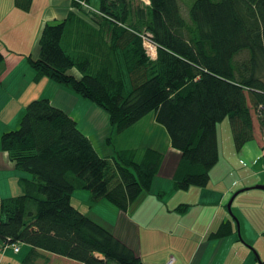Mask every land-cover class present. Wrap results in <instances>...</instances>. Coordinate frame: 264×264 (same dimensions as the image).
<instances>
[{
	"label": "trees",
	"instance_id": "trees-1",
	"mask_svg": "<svg viewBox=\"0 0 264 264\" xmlns=\"http://www.w3.org/2000/svg\"><path fill=\"white\" fill-rule=\"evenodd\" d=\"M148 1L99 0L94 11L81 5L87 0H74L97 27L73 13L45 23L38 57H27L33 81L45 77L103 109L116 135L152 113L180 153L174 188L205 187L218 160L217 123L228 118L236 149L253 139L254 120L264 136V0H193L185 14L179 0ZM31 2L14 0L26 11ZM147 34L154 57L143 44ZM0 146L30 175L18 179L21 194L0 199V241L30 246L20 264H143L71 196L86 190L91 204L105 199L123 215L150 190L163 152L125 148L102 157L48 98L29 101ZM233 224L235 218L222 221L208 238L231 234Z\"/></svg>",
	"mask_w": 264,
	"mask_h": 264
},
{
	"label": "crops",
	"instance_id": "crops-1",
	"mask_svg": "<svg viewBox=\"0 0 264 264\" xmlns=\"http://www.w3.org/2000/svg\"><path fill=\"white\" fill-rule=\"evenodd\" d=\"M73 1L32 0L30 9L26 11L16 7L14 0H0V51L4 57L0 63V135L10 129L14 130L17 124L19 126L20 117L29 101L36 98H48L54 106L64 110L77 122L79 129L89 138L97 153L102 157H111L115 150L125 148L149 147L160 150L164 154V161L153 178L151 186L156 193H159V196L168 189L170 196L167 204L163 203L162 207L157 208L158 212L152 213L151 219L150 217L146 219L143 215L146 204L143 202L146 201L144 197L138 200L135 206L138 217H134L131 213L132 204L123 215L116 208L117 222L111 223L105 218L113 224L116 236L136 249L143 264H167L171 259L173 264H261L264 261V236L262 235L264 208L249 212L246 210L247 203L240 200L238 205L242 209L239 208V211L245 210L237 214L244 222L242 236L240 238L236 236L238 229L233 224L234 231L231 234L222 239L208 238L210 231L216 230L222 221L231 218L225 203L235 192L239 194L245 191L241 194L248 195L247 199L259 197L262 200L259 205L264 206V195L255 193L256 191L249 192V190L256 189L254 185L264 184L262 152L264 136L261 135L258 124H254L253 139L246 142L240 149H236L232 139L233 149L221 151L220 122L217 123L218 160L209 170L208 184L205 187L191 186L187 190H176L172 178L180 153L171 146L165 127L155 121L152 113L116 135L111 132L108 115L103 109L45 77L38 82L33 81L34 71L27 57L33 59L38 57L39 37L45 23L62 21L68 14L73 13L75 20L80 18L93 27H97L95 22L90 20L83 9ZM182 1L187 6L191 4L190 0ZM87 3L90 9L98 10L99 0H87ZM72 40L73 36H70L69 42ZM70 73L77 77L80 76L76 69H71ZM76 110L78 114L75 117ZM97 133H102L98 138V143L106 148L111 145L110 151L101 149L100 151L96 148L92 139ZM108 137L112 139L107 140ZM232 174L233 180L230 179ZM20 177L29 178L30 175L16 169L8 154L0 146V199L16 193ZM182 191L186 193H181ZM80 196L84 194L75 190L71 196V203L73 199ZM175 196L179 199L178 205H190L185 213H176L173 209L178 205H169V201ZM166 212L167 217L171 218V223L163 221L166 218ZM158 218L161 220L158 221ZM197 222L201 224L200 230L196 228ZM143 231L147 233L145 237L142 234ZM173 233L176 235H172ZM184 233L197 237L196 242L191 241L196 248L188 257L184 255L177 257L172 247L174 244L180 246V243L176 242L177 237L185 244L186 240L191 239L189 236L181 239ZM158 234L171 236V239L170 241L166 239V242L162 243V238ZM151 236L155 239V244ZM146 237L147 242L144 248L143 240ZM148 241L153 245L149 246ZM18 247L19 250L15 252L10 245L3 246L0 241L2 249L0 264H20L30 246L18 243ZM21 251L24 254L23 257L18 256ZM181 251L178 253H182Z\"/></svg>",
	"mask_w": 264,
	"mask_h": 264
},
{
	"label": "rangeland",
	"instance_id": "rangeland-1",
	"mask_svg": "<svg viewBox=\"0 0 264 264\" xmlns=\"http://www.w3.org/2000/svg\"><path fill=\"white\" fill-rule=\"evenodd\" d=\"M136 1H139V0H136ZM145 3H148V1L147 0H143ZM188 0H186V2H187ZM193 0H190V2H192ZM179 2H180V7H181V12L183 13V14H185V13H187L188 12V9H187V7L189 8V6H187L186 4H185V2H183L182 0H179ZM181 2H183V4L181 5ZM82 5V4H81ZM186 9H187V12H186ZM185 11V12H184ZM154 53H156L155 51H154ZM78 110V109H77ZM75 111V117H76V115L78 114V111ZM20 119H21V117H20ZM224 120V121H223ZM221 122H220V124H219V135H220V150L222 151V150H228L229 148H232L233 149V141H232V139H233V137H232V132H231V128H230V124H229V120H228V118L227 117H225L224 119H223ZM20 121V120H19ZM254 124H258L257 122H256V120H254ZM16 128H18V124L16 125V127L14 128V129H16ZM11 130V129H10ZM3 133V132H2ZM1 133V134H2ZM102 134V133H101ZM101 134L100 133H97L96 135H95V137H93V139H92V141H93V143H94V145L96 146V148L98 149V150H103V151H106V150H108V151H110L111 150V145H109V146H107L108 148H106V147H104V146H101L98 142V138H100V136H101ZM1 136V135H0ZM106 136H108V134L106 135ZM112 137H114V136H112ZM112 139V138H111ZM129 140H131V137H129ZM262 143H263V146H264V137L262 138ZM100 150V151H101ZM262 152H263V160H264V149L262 148ZM230 179L231 180H233V174H232V176H230ZM161 185H165V184H161ZM161 185H160V187H161ZM261 185H264V184H261ZM156 186V185H155ZM165 190V189H164ZM168 190V189H167ZM164 191L163 193H161V195L159 196V193L157 192L156 193V191H155V189H153V187L151 186V188H150V190L148 191V192H142L141 193V196L137 199V201L138 200H140L142 197H144L145 198V200L146 201H143V202H146V204H145V209H144V213H143V215H145V218L146 219H149V217H150V219H151V217H152V213H157L158 212V210H157V208H159V207H162L163 206V203H165V204H167V199L169 198V196H170V194L168 193V191ZM79 192H81V193H83L84 194V196H80V197H78L77 199H73L72 200V204H73V206H75L78 210H80L82 213H84V214H87V215H89V216H91V217H93L94 219H96V220H100V221H103V222H106L109 226H111L112 228H113V224H111V223H113V222H117V220H116V218H117V216L115 215V211H116V207L113 205V204H111V203H109L108 201H106V200H104V202H100L99 204H96V203H93V204H91L90 202H89V200H88V197H89V192L88 191H86V190H78ZM248 191V190H247ZM256 191V192H255ZM249 192L250 193H252V192H255V193H259L260 195H264V190H259V189H252V190H249ZM22 193V190H21V188H20V186H19V188L17 189V191H16V193L13 195H11V196H16V195H19V194H21ZM181 193H186V192H184V191H182ZM188 193V192H187ZM241 193H245V191L244 192H240L235 198H233V200H232V203H231V207H230V209H231V212L228 210V208L226 207V209H227V211L229 212L228 213V215L229 216H231V218H233V217H235V221H237L238 222V232H237V234H236V236L238 237V238H240L241 236H242V233H241V231H242V229H243V227H244V222L242 221V220H240V218L237 216V214H238V212H245V210H241V211H239L240 209H242L238 204H239V202H240V200H243L244 202H246L247 203V206H246V210L247 211H249V212H252L253 210H255V209H262V208H264V206L263 205H259V203L260 202H262V200L261 199H259V197H251V198H249V199H247L248 198V195L246 196V194H241ZM174 195V194H173ZM240 195V196H239ZM230 198H231V196L228 198V200L226 201V205H227V203H228V201L230 200ZM175 199V200H174ZM173 200H170L169 201V205H171V206H173V204L174 205H178L179 203H178V198H176V196H175V198H174ZM134 202L133 204H132V208H131V213L133 214V216L134 217H138V216H136V208H135V206L137 205V203L138 202ZM192 202V201H191ZM108 208H110L111 210H109ZM240 208V209H239ZM246 211V212H247ZM234 215V216H233ZM174 217V216H173ZM104 218V219H103ZM105 218L109 221V222H111V223H109L108 221H106L105 220ZM239 218V219H238ZM158 221H160L161 219H157ZM240 220V221H239ZM163 221H166L167 223H171L170 221H171V218H168L167 217V212H166V218H164L163 219ZM237 226V225H236ZM201 224H200V222L198 223H196V228H197V230H200L201 228ZM183 231V230H182ZM182 233V232H181ZM143 236L145 237L146 236V232L145 231H143ZM186 233H184L183 234V236L181 237V239L183 238V239H186V238H188V236H189V238H191L189 241L188 240H186V244H185V242H181L180 241V238H178L177 237V239H176V242L177 243H180V246L179 245H176V244H174L172 247H174V254H176V256L177 257H181V255H184L185 257H188L189 256V254H192V252L195 250V248H196V246L194 245V243L193 242H196L197 241V237L196 236H194V235H190V234H187V235H185ZM160 235V236H159ZM172 235H176V233H173ZM158 236L159 237H161L162 238V243H165L166 242V239H168L169 241H170V239H171V236H166V235H162L161 236V234H158ZM178 236H179V234H178ZM151 238L152 239H154L152 236H151ZM148 240H149V238H148ZM150 241V240H149ZM149 241H148V244H149V246H151V245H153V244H151V243H149ZM191 241H193V242H191ZM146 242H147V237H146V239H144L143 240V247L145 248V246H146ZM154 244H155V239H154ZM3 245V244H2ZM18 245V244H17ZM3 246H5V245H3ZM157 247V246H156ZM183 249V251H181ZM2 249L0 248V251H1ZM182 252V253H178V252ZM2 252V251H1ZM151 253H152V251H151ZM150 253V254H151ZM0 255H1V253H0ZM20 255H22L21 257H23L24 256V254H23V252L21 251L20 252V254L18 255V256H20ZM200 257V256H199ZM198 257V258H199ZM206 258V257H205ZM204 258V259H205Z\"/></svg>",
	"mask_w": 264,
	"mask_h": 264
},
{
	"label": "built area",
	"instance_id": "built-area-1",
	"mask_svg": "<svg viewBox=\"0 0 264 264\" xmlns=\"http://www.w3.org/2000/svg\"><path fill=\"white\" fill-rule=\"evenodd\" d=\"M82 5H84L85 7H88V5L85 3V2H81ZM143 44H144V47L146 49V52L148 53L149 56L151 57H154L155 56V53L154 51L156 52V45L151 41L150 39V34H147L145 36H143ZM12 247V249L17 252L19 250V247L16 243L14 244H11L10 245ZM167 264H173V260H169L167 262Z\"/></svg>",
	"mask_w": 264,
	"mask_h": 264
},
{
	"label": "water",
	"instance_id": "water-1",
	"mask_svg": "<svg viewBox=\"0 0 264 264\" xmlns=\"http://www.w3.org/2000/svg\"><path fill=\"white\" fill-rule=\"evenodd\" d=\"M253 187L256 188V189L264 190V185H261V184L254 185ZM239 191H241V190H239ZM237 194H238V192H235V193L231 196L230 200L228 201V203H227V205H226V207L228 208V210H229L230 212H231L230 207H231L232 200H233V198H234ZM233 216H234V215H233ZM233 218H235V217H233ZM236 224H237V228H238V222H237V221H236Z\"/></svg>",
	"mask_w": 264,
	"mask_h": 264
}]
</instances>
